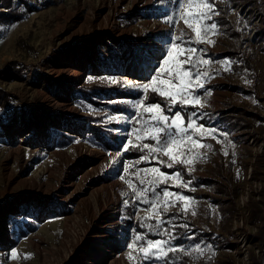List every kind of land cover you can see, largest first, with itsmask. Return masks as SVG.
Returning a JSON list of instances; mask_svg holds the SVG:
<instances>
[{
    "label": "rangeland",
    "instance_id": "rangeland-1",
    "mask_svg": "<svg viewBox=\"0 0 264 264\" xmlns=\"http://www.w3.org/2000/svg\"><path fill=\"white\" fill-rule=\"evenodd\" d=\"M180 3L0 0V264H139L138 246L127 247L137 233L174 235L172 246L187 252L144 264H264V0H214L219 14L207 23L217 29L191 45L209 61L199 65L208 73L199 105L168 112L164 98L154 94L163 103L151 102L153 93L146 94L166 115L196 113L199 124L227 140L205 134L212 147L195 149L206 158L191 174L168 168L167 156L145 162L147 150L122 148L129 133L135 144L153 143L137 140L142 119L134 105L144 94L124 81L148 82L173 35L194 37ZM81 57L83 75L71 84ZM153 167L191 181L186 188L168 182L190 200L186 211L177 201L164 214L167 234L141 226L142 218H156L120 179L141 187L140 170Z\"/></svg>",
    "mask_w": 264,
    "mask_h": 264
},
{
    "label": "snow or ice",
    "instance_id": "snow-or-ice-1",
    "mask_svg": "<svg viewBox=\"0 0 264 264\" xmlns=\"http://www.w3.org/2000/svg\"><path fill=\"white\" fill-rule=\"evenodd\" d=\"M186 5L188 10L184 15L188 18H184V23L194 33V37L190 36L188 40H184L183 36L186 34H182L180 37L173 35L171 43L164 50L165 54L158 59L157 65L152 69L148 82L132 84L124 81L127 86L135 87L144 94L134 105L137 114L142 119L140 127L133 130L137 133V140L146 138L153 143L135 144L131 139V133H129L127 142L122 145V148L125 151L132 150V147L139 148L141 151L147 150V154L140 158L145 162L149 161L150 158H154L159 162L160 156H167L170 161L166 163L168 168L181 166L191 174L195 171L194 163L206 158L195 149H211L212 147L210 144L203 143L205 134L211 133L212 138L216 139L218 143L221 142L219 136L223 135L227 140V134L199 124L197 119L193 118L196 117V113H193L192 117L187 119L179 111L169 116L165 114V109L161 104L146 102V94L150 90L151 93L158 94L166 100L168 112H171L177 106L196 107L200 104V96L197 93L204 87V83L201 82L202 77H206L208 73L200 71L199 65L209 63V61L203 59L201 49L191 47V45L204 43L207 34L217 29L215 23L208 24L207 21L211 20L213 15L219 13L215 10L214 0H181L180 9L184 10ZM165 22L174 23L172 17H168ZM207 42L214 43L213 41ZM111 82L117 83L116 80ZM141 108H143V112H141ZM138 123L140 122L138 121ZM224 154H228L227 150ZM128 170L129 166L126 165L124 172L127 173ZM140 171L145 173V177H141L139 180L141 187L134 186L132 180L126 179L124 175H121L120 179L125 181L129 188L133 190L140 203L149 205V208L144 210L152 211L153 216L156 218L154 224L146 223L151 217L142 218L141 226L157 235H160L161 232L167 234V230L163 228L165 223L164 214L169 212L170 207H175L177 201H184V210L186 211L190 200L189 197L180 192L170 191L171 185L168 182L170 179H175L179 181L175 185L176 187L186 188L191 184V181H184L183 174L179 170L171 174H166L156 167ZM148 173L152 174L150 179H146ZM145 184L148 187H143ZM161 185H164V187L157 191L161 188ZM149 191L151 192V198L148 196ZM170 197H175V200L168 199ZM124 203L127 204L128 201ZM193 214L195 213L193 212ZM183 227H187V225H183ZM172 239H175L174 235L168 240H152L148 238L147 234L137 233L133 238V242L129 243L127 247L133 249L134 246H138L139 251L143 254L139 264L157 259L166 261L169 252L178 250L187 254L186 250L172 246ZM196 249H200V246L196 245ZM200 250L202 251V249ZM12 255L15 256L16 253L13 252Z\"/></svg>",
    "mask_w": 264,
    "mask_h": 264
},
{
    "label": "bare ground",
    "instance_id": "bare-ground-1",
    "mask_svg": "<svg viewBox=\"0 0 264 264\" xmlns=\"http://www.w3.org/2000/svg\"><path fill=\"white\" fill-rule=\"evenodd\" d=\"M95 46V42H91L89 44V47H88V50H92ZM161 51V45L157 47V49L153 52V53H150L148 56H147V63H150L152 62V60H154L156 58V56L159 54V52ZM84 56V55H83ZM86 65V60L84 57H81L76 65H75V70H74V77L71 79V84L75 83V82H78L81 77L83 75V68L85 67ZM128 72V71H127ZM70 84V83H69ZM67 85L65 88H64V91H63V94L64 95H67L70 88H71V85ZM108 252V251H107ZM100 253V252H99ZM103 259L101 260H97V263L99 262H102Z\"/></svg>",
    "mask_w": 264,
    "mask_h": 264
},
{
    "label": "trees",
    "instance_id": "trees-1",
    "mask_svg": "<svg viewBox=\"0 0 264 264\" xmlns=\"http://www.w3.org/2000/svg\"><path fill=\"white\" fill-rule=\"evenodd\" d=\"M74 90H75V88L73 89V92H74ZM151 96H152V95H151ZM150 101H151V102H160L161 104L163 103V100H162L160 97H158V96H154V94H153V96L150 98ZM5 102H6L5 92L0 88V107H1L2 105H4ZM91 132H95L93 127H91ZM126 155H127V154H126ZM127 156H128V155H127Z\"/></svg>",
    "mask_w": 264,
    "mask_h": 264
}]
</instances>
